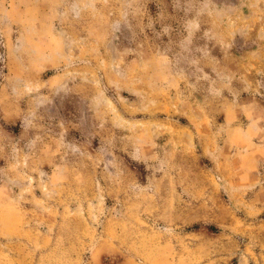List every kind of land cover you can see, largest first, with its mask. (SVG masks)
Listing matches in <instances>:
<instances>
[{"label":"rangeland","instance_id":"374dc122","mask_svg":"<svg viewBox=\"0 0 264 264\" xmlns=\"http://www.w3.org/2000/svg\"><path fill=\"white\" fill-rule=\"evenodd\" d=\"M0 264H264V0H0Z\"/></svg>","mask_w":264,"mask_h":264}]
</instances>
